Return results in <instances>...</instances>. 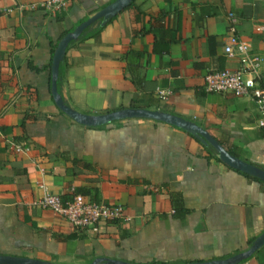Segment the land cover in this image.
<instances>
[{
	"label": "crops",
	"instance_id": "1",
	"mask_svg": "<svg viewBox=\"0 0 264 264\" xmlns=\"http://www.w3.org/2000/svg\"><path fill=\"white\" fill-rule=\"evenodd\" d=\"M42 1L0 0V255L182 264L247 249L264 230V182L164 122L84 126L56 108L51 51L112 0H67L59 13ZM229 14L264 76V0H132L94 36L68 44L57 92L83 114L142 108L189 120L264 170V128L251 95L203 90L207 72L238 67L223 51ZM75 192L120 206L122 218L75 231L35 204L44 193ZM237 264H264V245Z\"/></svg>",
	"mask_w": 264,
	"mask_h": 264
},
{
	"label": "water",
	"instance_id": "2",
	"mask_svg": "<svg viewBox=\"0 0 264 264\" xmlns=\"http://www.w3.org/2000/svg\"><path fill=\"white\" fill-rule=\"evenodd\" d=\"M132 0H112L96 12L92 13L86 19L78 23L74 28L66 32L57 42L50 59V86L49 92L54 105L63 114L74 120L78 124L84 126H99L109 123L113 120L126 118H146L164 122L176 128H179L197 139L203 146L211 147L216 158L234 170L243 174L254 177L261 182H264V170L245 162L238 157L229 154L219 142L213 138L207 131L196 125L195 123L185 120L181 117L161 112L159 110H146L142 108H124L107 113L88 115L77 112L64 104L61 96L56 89V80L58 75L59 64L63 59L65 49L68 44L75 41L80 34L91 24L99 22V26H103L107 21L117 15L120 11L126 8ZM264 245V230L261 234L255 237L247 249L229 255L224 258L208 260V261H192L182 264H237L250 256L254 251ZM131 264L118 260L99 258L94 259L89 264ZM0 264H50L47 261L34 258H26L19 256L0 255Z\"/></svg>",
	"mask_w": 264,
	"mask_h": 264
},
{
	"label": "built area",
	"instance_id": "3",
	"mask_svg": "<svg viewBox=\"0 0 264 264\" xmlns=\"http://www.w3.org/2000/svg\"><path fill=\"white\" fill-rule=\"evenodd\" d=\"M66 3L67 0H43L39 6L50 13H59L65 8ZM227 20V41L223 51L227 55L237 57L238 67L234 70L207 72L202 78L203 90L208 93L250 94L258 112L256 123L264 128V76L260 73L262 58L250 53L248 44L237 38L234 19L230 14ZM12 145L16 151L21 150L19 145ZM35 204L64 218L75 231H96L99 222L122 218L120 206H105L98 201H89L78 193H73L67 199L44 193Z\"/></svg>",
	"mask_w": 264,
	"mask_h": 264
},
{
	"label": "trees",
	"instance_id": "4",
	"mask_svg": "<svg viewBox=\"0 0 264 264\" xmlns=\"http://www.w3.org/2000/svg\"><path fill=\"white\" fill-rule=\"evenodd\" d=\"M92 25H93V24H92ZM92 25L88 26V27H87V28H86V29L80 34V36H79L77 39H84V38H88V37L94 36V35H95V34L101 29V27H102V26H99L98 22L95 23V25H94L93 27H91ZM65 33H66V32L64 31V32L61 34V37H62ZM52 53H53V50L51 51V55H52ZM29 67H30V65H29ZM46 67L50 70V60H49V62L47 63ZM30 68H32V69H34V70H36V71L39 70V68H33V67H30ZM61 78H62V64L60 63V64H59V68H58L57 80H56V88H57V91H58V85H59V83H60ZM49 86H50V78H49ZM208 148L211 149V150L214 152V150H213L211 147L208 146ZM225 150H226L229 154H231V155L237 157V154H236L235 152H233V151H231V150H228V149H226V148H225ZM247 176H248V175H247ZM249 177H251V176H249ZM251 178L256 179V178H254V177H251ZM75 193H77V192H75ZM78 194H81L82 196H84V194H82V193H78Z\"/></svg>",
	"mask_w": 264,
	"mask_h": 264
}]
</instances>
